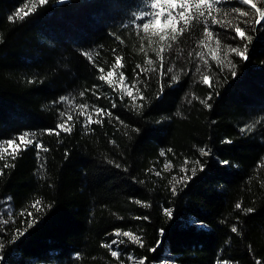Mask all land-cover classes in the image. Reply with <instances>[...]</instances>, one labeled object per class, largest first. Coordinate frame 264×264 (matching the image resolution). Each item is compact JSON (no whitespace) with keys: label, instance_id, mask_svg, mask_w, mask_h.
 Wrapping results in <instances>:
<instances>
[{"label":"trees","instance_id":"obj_1","mask_svg":"<svg viewBox=\"0 0 264 264\" xmlns=\"http://www.w3.org/2000/svg\"><path fill=\"white\" fill-rule=\"evenodd\" d=\"M34 3L0 0V141L15 139L23 148L19 135L36 134L15 159L0 154L2 264H118L126 254L146 257V264L264 262V27L255 23V10L243 6L250 12L251 40L217 44L215 37L205 38L201 25L147 51L154 60L149 67L132 26L142 0H50L24 20L16 18L18 9L23 15ZM232 7L242 6L214 5L212 13L235 27L239 17ZM206 42L216 51L206 50ZM228 45L242 51L247 46L248 59ZM228 61L237 65L238 76ZM112 67L130 91L99 79ZM174 75L180 80L173 81ZM61 96L68 99L60 102ZM133 103L147 106L138 113ZM246 125L253 130L242 133ZM37 142L48 151L37 155ZM200 148L210 154L201 155ZM193 168L197 175L186 186L177 183ZM117 229L119 258L104 246ZM18 231L25 234L13 242ZM124 231L140 236L144 247ZM158 240V250L149 251Z\"/></svg>","mask_w":264,"mask_h":264},{"label":"snow or ice","instance_id":"obj_2","mask_svg":"<svg viewBox=\"0 0 264 264\" xmlns=\"http://www.w3.org/2000/svg\"><path fill=\"white\" fill-rule=\"evenodd\" d=\"M50 2V0H36V3H34L32 5V7L27 8V11H25L23 13V15H20V9L17 10L15 16L17 19L19 20H24L25 18H27L28 16L32 15L35 13V11L37 10V4L40 6H45ZM57 2L59 3H63L64 0H57ZM238 3L240 4L242 7H232L231 8V13L233 14H238V21L235 27H233L230 23H226V22H222L221 20H219L217 18L216 15H213L212 13V8L214 5H218L220 7H228L231 3ZM142 4L144 5V7L141 8L139 15H135L134 14V23H136L138 26H142L143 30L145 31V33L148 32L149 28L151 25H154L160 21H163V24L166 26L167 29H169L172 33L171 36V40L172 41H176L179 38H184L186 36L192 35L196 32L199 31V27L201 25H203V31H204V36L207 39H211L212 37H215L217 40V44L221 43L222 41H226V40H235L237 37L240 38L241 40L244 39H248L251 40L250 36L246 37V32L250 30V25L252 24V21L247 19L250 15V12L248 10H243V6H250V9H254L255 10V16L257 17V19L255 20V23L257 25H259L260 27H264V0H142ZM260 4L261 6L258 7L257 5ZM191 6V7H190ZM9 21H13L14 17L13 16H9L8 17ZM146 21V22H145ZM131 26V25H129ZM164 33V29L161 30L160 33H154V35H159V39L161 41L165 40V35ZM117 39H119L117 37ZM199 43L201 45L205 44V39H201L199 41ZM229 50L232 53H235L236 56L241 57L243 60L248 59V56L246 55L248 48L247 46L245 47V49L242 51L239 47H232L231 45H228ZM165 49L162 48L161 51H164ZM82 55L88 56L89 59H91V57L89 56V53L87 52H82ZM159 55V53H158ZM191 55V53L189 54ZM196 56L200 57V59H203V55L200 52H197L195 54ZM213 58L215 59V56H213ZM120 58L117 57V61L119 62ZM146 63L151 64L152 61L148 60ZM163 63V62H162ZM205 63H207V61H205ZM217 63H221V61H217ZM229 65L231 66L232 69V76L236 77L239 75L238 71H236L237 69V65L232 63L231 61H228ZM137 67H140L139 65ZM101 71H103L101 69ZM143 71V70H142ZM152 71L154 72L155 69H152ZM168 72H171L172 69L168 68L167 69ZM197 71H199V68H197ZM109 76L112 75L111 72L108 73ZM161 75H165L164 72H161ZM100 80H105V77L103 75H101L99 77ZM124 77L123 75H121V80H123ZM172 80L173 81H179L180 77L178 75H174L172 76ZM203 83L208 84L209 83V77L207 75H205L203 77ZM96 87V86H94ZM81 96L84 95L83 92H81L80 94ZM128 95H132L131 92L128 93ZM164 95V90L163 88L160 90V92H158L157 94V99H162ZM66 99H68L65 96H61L59 98L60 102L65 101ZM142 99L147 100V97H142ZM209 99H211V96L209 97ZM201 104H204V106L206 108L211 109L212 105L207 103L204 100L200 101ZM118 105L116 103L112 104V108L115 109ZM146 104H141L139 106H137L135 103H133V108L138 112H142L143 109L146 107ZM81 107H85L84 105H81ZM97 112H101L102 110L97 108L96 109ZM180 113L177 112V115H179ZM59 115L61 117L64 116L63 112H60ZM109 115L111 116L112 113L109 112ZM119 119V118H117ZM121 124H123L124 122L121 120L120 121ZM59 128H61V130L68 132L70 131L69 128H65L63 127V125H58ZM125 127H128V125H125ZM253 129L249 128L247 125L244 128H241V132L244 133L245 131H249L251 132ZM49 135L51 134H57L59 135L58 132H56L55 129H46L45 130ZM135 132L139 133L140 129H134ZM29 135H31L33 137V139H25L26 137H28ZM36 134L35 133H28V132H24L21 133L18 137V139L23 143V148H21L20 145H17L15 143V139H9V140H5V141H0V154L2 153H8L9 155L12 156L13 159H15L17 157V155L22 151V150H27V148L31 145H33L34 143V138H35ZM112 143H115L114 141H112ZM225 143H229L231 144L232 141L231 140H226ZM8 145L9 148H12V152H8V148L3 147V145ZM36 148H37V155H39V151L43 150V151H48L47 148H44L42 144L40 143H36L35 144ZM169 152L172 151V149H168ZM201 155H209V150H206V148H200L199 149ZM67 155V153H66ZM160 155L164 156L165 155V151L163 149H161L160 151ZM4 156L0 155V159H3ZM109 163H112V161H109ZM197 163H199V161H197ZM220 163L222 165H228L230 162L228 160H223L220 161ZM14 167V165H11ZM5 167H9V165H5ZM117 168L120 167V165H116ZM168 167H170V165L166 164L165 168L167 169ZM204 165H201L200 170L203 171L204 170ZM0 174H2V172H0ZM156 175L159 176L160 173L156 172ZM197 175V169L193 168L192 169V174L191 176H187L185 175L184 177L180 178L177 180V183H183L185 184V186L187 185L188 182H190L192 180L193 177H195ZM172 195L175 196L177 195V189L175 187V185H173L172 187ZM11 199V198H9ZM135 203L140 204L141 201L136 200ZM37 204H39V201H36L33 204V207H35ZM147 206V205H146ZM235 207L237 209L241 208V205L239 203H237L235 205ZM10 211V210H9ZM247 213H251L253 211V209L248 208L245 210ZM165 213L167 215H169L170 217L172 216V210L171 209H165ZM21 215H23V212L21 213ZM136 219H141L140 217H136ZM143 220L147 221L149 219V217L145 216L142 218ZM3 223L7 224L8 221H4ZM204 225H201V227H203ZM29 227H32V224L29 223ZM118 233L120 232L119 229L116 230ZM231 231L233 233L238 232V228L237 226L233 225L231 228ZM25 233L23 232H17V236L13 237V242H15L20 236H23ZM122 235L124 237H129L131 239V241L133 243L139 244L140 247H144V243L141 239L140 236L135 235L133 232L131 231H124L122 232ZM160 235H163V231H161ZM117 241L113 240L112 244H116ZM121 243H123V241H121ZM160 241H157V245L154 248L149 249V251L152 252H156L158 250V248L160 247ZM105 247H109L111 248V245L105 244ZM5 245L4 244H0V249L4 248ZM77 256H79V254H76ZM111 255L113 257L119 258L120 256L123 255L122 252H120V250L117 248L116 250L111 252ZM129 260H134L135 257L129 255L128 256ZM147 258H140L139 260V264H146ZM0 264H2V258H0ZM121 264H123V261H121ZM218 264H229V262L227 261H219ZM257 264H264V262L262 261H257Z\"/></svg>","mask_w":264,"mask_h":264},{"label":"rangeland","instance_id":"obj_3","mask_svg":"<svg viewBox=\"0 0 264 264\" xmlns=\"http://www.w3.org/2000/svg\"><path fill=\"white\" fill-rule=\"evenodd\" d=\"M161 2H162V0H161ZM149 3H150V0H149ZM142 7H144V5ZM141 8L139 9V11L136 12V15H139ZM133 21H134V19H132V26H133V34L135 36V41H136L137 47H139V50L145 51L146 56H147V51L150 52L151 51L150 49H152V48L158 49L157 51H159L160 44H161V42H163L159 39V35H154V33H160L161 30L164 29L163 34L165 35V40H167L168 37H170L172 35L171 31L169 29H167L166 26L163 24V21H160L154 25H151L147 33H145L142 26H138ZM205 49L208 51H216L217 46L214 43H210L208 45V43L206 42ZM148 60L152 61L151 64L147 63L148 66L153 67L154 66L153 58L151 56H147L145 61L147 62ZM112 66H116V63H114V65H112ZM112 68L106 72L107 76H105V78L110 80V82H113V84L116 87H118L119 89H121L122 91H126V92L130 91L131 87L129 86V84H127L126 81H123L124 79L121 80L122 74L119 73L116 68H113V69ZM109 72L112 73L111 76L108 75ZM7 207L8 206L6 205V208ZM112 235H113V239L111 240V243H110L112 251H114L118 248L121 252V249L119 246V243L121 242V240L119 239L118 232L115 231ZM113 240L117 241V243L114 245L112 244ZM129 255L133 256L132 254H126V261H123V264H139L140 258L133 256V257H135V259L129 260L128 259ZM118 264H121V262ZM157 264H174V263L171 259H164L163 261H161L160 263H157Z\"/></svg>","mask_w":264,"mask_h":264}]
</instances>
